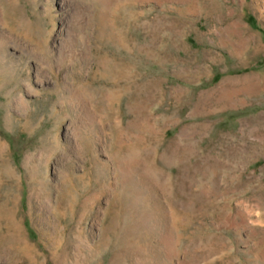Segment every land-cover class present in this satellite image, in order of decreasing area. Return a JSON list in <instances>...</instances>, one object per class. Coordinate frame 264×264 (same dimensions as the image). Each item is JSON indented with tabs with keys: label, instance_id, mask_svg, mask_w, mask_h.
<instances>
[{
	"label": "rangeland",
	"instance_id": "rangeland-1",
	"mask_svg": "<svg viewBox=\"0 0 264 264\" xmlns=\"http://www.w3.org/2000/svg\"><path fill=\"white\" fill-rule=\"evenodd\" d=\"M0 264H264V0H0Z\"/></svg>",
	"mask_w": 264,
	"mask_h": 264
}]
</instances>
